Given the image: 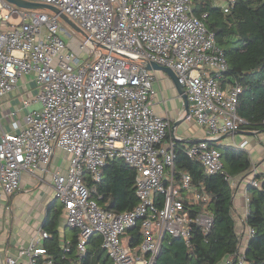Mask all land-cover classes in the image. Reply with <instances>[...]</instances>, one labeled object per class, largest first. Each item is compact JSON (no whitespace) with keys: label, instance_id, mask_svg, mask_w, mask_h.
<instances>
[{"label":"built area","instance_id":"2783aa9c","mask_svg":"<svg viewBox=\"0 0 264 264\" xmlns=\"http://www.w3.org/2000/svg\"><path fill=\"white\" fill-rule=\"evenodd\" d=\"M28 1L52 5L59 13L0 0V96L13 93L21 81L24 89L19 96L24 122L13 111L11 130L0 129V199L9 200L25 174L51 186L66 225L77 230L78 264L87 258L96 234L109 264H155L166 236L183 238L189 246L193 227L207 234L214 215L206 207L193 213L190 206L210 197L195 190L189 174L176 180L183 139L172 120L156 111L157 72L146 68L156 63L176 73L187 94L189 117L207 139L241 132L246 123L238 114L242 86L223 84L229 65L204 22L207 13L196 16L192 0ZM235 3L214 0L224 13ZM61 14L82 33L65 32ZM57 150L68 155L67 167L52 171ZM186 154L207 175L224 173L221 152L208 141L192 143ZM114 158L136 170L138 203L122 213L102 208L84 181L87 173L101 181L102 169ZM256 175L253 170L247 189L260 186ZM226 180L236 192L244 179L227 175ZM6 208L11 210L10 203ZM243 224L247 243L238 233V250L227 264H254L246 258L254 230ZM137 225L142 240L134 248L129 231ZM48 237L41 227L28 246L15 256L6 254L0 264H58L43 245ZM62 247L65 255L70 253V240L64 238Z\"/></svg>","mask_w":264,"mask_h":264},{"label":"trees","instance_id":"16d2710c","mask_svg":"<svg viewBox=\"0 0 264 264\" xmlns=\"http://www.w3.org/2000/svg\"><path fill=\"white\" fill-rule=\"evenodd\" d=\"M193 13L202 17L216 38L217 46L225 53L229 69L224 74L223 84L238 83L242 86L239 95L238 114L246 120L244 131L264 129V0H236L230 13H224L214 0H192ZM192 144V143H191ZM180 141L177 147L175 177L181 181L189 174L196 191L208 194L207 203L191 205L193 213L206 207L214 215L210 231L193 227L190 245L183 238L166 236L155 264H220L236 254L239 245L237 221L233 214L235 191L226 176H247L252 172L250 154L242 148L209 142L222 155L223 172L207 175L202 165L191 160L186 150L191 145ZM259 187L249 185V214L246 225L254 230L250 238L246 258L254 264H264V173L255 176ZM136 170L122 158L109 160L102 169V179L94 182L89 173L84 181L92 189V197L106 210L122 213L132 210L138 203L136 196ZM63 206L54 201L46 211L42 229L49 235L44 247L49 258L58 264H78L77 230L66 228V239L71 251L65 255L61 239ZM71 233V234H70ZM131 245H140L141 227L129 231ZM83 264H109L101 237L94 235L89 243L88 256Z\"/></svg>","mask_w":264,"mask_h":264},{"label":"crops","instance_id":"0c3cea01","mask_svg":"<svg viewBox=\"0 0 264 264\" xmlns=\"http://www.w3.org/2000/svg\"><path fill=\"white\" fill-rule=\"evenodd\" d=\"M156 74L158 77V94L155 101L156 111L160 115L165 117L168 116L172 120L177 134L182 137V139L190 141L205 139L204 137H206V134L204 129L199 126L193 118L186 116L185 102L178 93L174 83L173 88L167 77L162 78L159 72ZM31 78V76L26 77L27 81ZM22 84L23 81H21L13 93L0 96V129L2 128L5 131L11 130L13 111H17L18 119L24 122V112L19 97L20 93L24 91ZM218 144L233 145L244 149L250 154L253 164L252 172L254 170L256 174L264 173V129L254 132L242 130V132L228 136L224 141L222 140ZM243 144L245 145L241 147ZM68 158V155L63 151L57 150L50 165L52 171L58 168L64 170L67 167ZM252 172L247 176H242L244 180L238 187L234 196L233 214L237 221L238 233L242 234L245 243H247V238L245 236L247 227L243 224L246 220L245 191L248 181L252 178ZM45 186L49 188L48 192L51 193V197L49 198L42 192ZM34 191L37 192V195H35L40 201L39 210H36V212L33 211L32 207L28 208L21 205L23 201H29V192L33 193ZM52 198H54L53 200L55 201L54 190L51 186L47 183H40L37 178L25 174L21 188L16 193H14L9 200L5 198L0 199V263L3 261L6 254L15 256L20 247L28 246L31 243L37 231L42 227L48 206L54 202L51 201ZM8 203L11 205V210H7L6 208ZM34 204L36 205L37 202H34ZM26 212L33 213L35 216L29 215L26 217L23 223L24 225L20 227L15 226L13 218L17 216L24 218V213ZM36 225L39 227L38 230L35 229ZM61 227V239L63 240L67 237L65 229L69 228L65 223V213L62 215ZM220 264H227V258Z\"/></svg>","mask_w":264,"mask_h":264},{"label":"water","instance_id":"95a60500","mask_svg":"<svg viewBox=\"0 0 264 264\" xmlns=\"http://www.w3.org/2000/svg\"><path fill=\"white\" fill-rule=\"evenodd\" d=\"M3 1H5L8 4L17 6L19 8L30 9V10H50L56 14L59 13V10L56 7L49 5V4H46V3L34 2V1H28V0H3ZM61 18L66 23H68L70 26H72L73 29L82 33V30L69 17H67L64 14H61ZM146 68H147V70L166 73L172 79L178 93L182 96V98L185 102L186 116L189 117V102L187 99V94L185 93V89H184L183 85L179 82V79H178L176 73L171 68L165 67V66H160L156 63H148V64H146ZM230 135L231 134L223 135L218 139H202V140H197V141L196 140L190 141V140L183 139V142H185V143L186 142L187 143H197V142H201V141L220 142V141L226 139Z\"/></svg>","mask_w":264,"mask_h":264},{"label":"rangeland","instance_id":"374dc122","mask_svg":"<svg viewBox=\"0 0 264 264\" xmlns=\"http://www.w3.org/2000/svg\"><path fill=\"white\" fill-rule=\"evenodd\" d=\"M30 10V9H29ZM36 11H44V12H47V13H52V11H50V10H36ZM2 13L3 14H5V13H8V9L7 8H5V9H3L2 10ZM61 25H62V28L65 30V32L67 31V32H72V31H74V29L72 28V26H70L68 23H66L62 18H61ZM15 23H17L18 21H14ZM83 35L81 34V33H79L78 34V37L80 38V39H82L81 37H82ZM64 37H65V35H64ZM66 41L68 40V39H65ZM159 74L161 75V77L163 78V77H167L169 80H170V82H171V84H172V87L174 88V86H173V81H172V79L166 74V73H163V72H159ZM174 91V90H173ZM205 139H207V136L206 137H204ZM224 141V140H223ZM219 142H217V144H218ZM48 190H49V188H47L46 186L42 189V192L45 194V196L47 197V198H49V197H51V193H49L48 192ZM28 193V192H27ZM37 192L36 191H34L33 193H30L29 192V201H23L22 202V204L21 205H23L24 207H32L33 208V211L34 212H36V210H39V203H40V201H39V198H36V194ZM36 194V195H35ZM54 198H52V202L54 201L53 200ZM50 201V202H51ZM34 202H37V204L35 205L34 204ZM59 203V202H58ZM23 206H21V207H23ZM46 209V208H45ZM45 213V212H44ZM24 215H25V217L24 218H21V217H14L13 218V221H14V225L15 226H22V225H24L23 223L25 222V219H26V217L27 216H29V215H33V213H29V212H26V213H24ZM33 216H35V214L33 215ZM10 220V219H9ZM39 224V223H38ZM38 225H36L35 226V229H39V227H37ZM37 234V233H36ZM35 234V235H36Z\"/></svg>","mask_w":264,"mask_h":264}]
</instances>
